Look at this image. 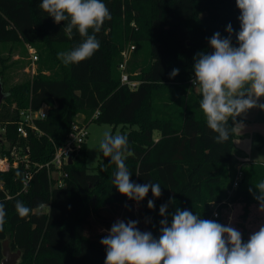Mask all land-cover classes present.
<instances>
[{
    "label": "trees",
    "instance_id": "1",
    "mask_svg": "<svg viewBox=\"0 0 264 264\" xmlns=\"http://www.w3.org/2000/svg\"><path fill=\"white\" fill-rule=\"evenodd\" d=\"M103 2L111 19L95 33L99 50L78 64L65 65L57 54L83 42L78 30L73 28L68 38L69 21L56 23L40 7L42 0H0V46L28 44L38 55L36 73L5 90L0 102V125L8 143H2L1 156H11L14 145L30 150L29 167L20 162L0 170L4 186L0 203L6 211L0 264L5 239L12 250H21L17 264H105L107 251L101 240L118 218L125 223L138 221L141 232H151L158 239L160 221L165 219L161 205H168L170 226L177 209L223 225L222 215L213 218V202L244 203V221L250 205L261 204L255 185L264 181V161L244 160L240 164L243 176L228 195L239 165L233 158L235 133L226 142H216L217 133L207 126L199 106L202 96L191 84L197 54L214 52L209 43L214 33L227 37L231 23L232 44L239 46L241 10L236 0ZM130 45L135 48L126 70L131 79L140 81L134 89L122 82L119 67L122 51ZM175 68L179 74L171 77ZM3 74L0 69L1 82ZM44 105L48 106L45 117L35 120L39 130L26 125L27 135L19 134L20 110ZM78 114L85 115L87 124L129 126L122 135L129 141L131 154L126 155L125 164L132 172L130 179L141 185L159 183L161 196L155 197L150 189L137 201L120 193L113 184L117 165L102 150L96 171L89 172L87 142L66 164L65 186H53L46 167L36 171L35 163L50 161L56 148L66 142ZM234 124L229 118V127ZM258 139V147L264 148L262 136ZM28 171L32 177L24 189ZM18 199L31 209L28 216L17 213ZM149 200L154 208L148 207ZM42 204L49 208L38 210ZM226 204L221 203L218 210ZM242 241H248L245 231Z\"/></svg>",
    "mask_w": 264,
    "mask_h": 264
},
{
    "label": "clouds",
    "instance_id": "2",
    "mask_svg": "<svg viewBox=\"0 0 264 264\" xmlns=\"http://www.w3.org/2000/svg\"><path fill=\"white\" fill-rule=\"evenodd\" d=\"M241 15L240 31L236 34L239 46H233L234 29L229 23L227 37L220 32L209 39L212 53H198L194 64L195 87L202 96L199 106L207 126L217 133V143L229 140L238 126L229 127V118H235L253 107L264 109L258 103L264 97V0H236ZM40 7L54 17L56 23L69 21L65 33L71 38L73 28L84 37L77 47L58 52L65 64H78L90 58L100 48L95 33H99L111 14L103 0H42ZM89 29L93 34H89ZM179 74L175 68L171 77ZM127 135L103 133L99 144L105 156L117 165L113 184L119 192L137 201L147 196L151 189L155 197L161 196L159 183L136 184L132 172L125 164L130 155ZM17 175H20L17 171ZM260 195L256 198L264 207V181L255 185ZM252 191V189H250ZM154 208V201H148ZM167 204L161 205V235L141 232L138 221L115 222L109 234L102 238L106 246L105 264H264V226L245 243L241 233L231 226L199 218L192 211L177 209L169 226ZM15 209L20 217L29 215L31 209L16 200ZM5 204L0 203V231L5 223ZM227 234V235H225Z\"/></svg>",
    "mask_w": 264,
    "mask_h": 264
},
{
    "label": "rangeland",
    "instance_id": "3",
    "mask_svg": "<svg viewBox=\"0 0 264 264\" xmlns=\"http://www.w3.org/2000/svg\"><path fill=\"white\" fill-rule=\"evenodd\" d=\"M126 45V44H125ZM30 49L36 51L34 46L28 44H11L0 46V69L4 70L3 74V93L9 90L11 86L25 79L32 77L38 69V61L34 63L31 59ZM37 53V51H36ZM4 98V96H3ZM2 98L1 102L4 100ZM258 103H264V97H260ZM85 115L78 114L76 121H84ZM89 125V136L87 140V167L89 172H95L99 160L100 148L99 144L103 139L105 131L114 132V134H124L130 129L129 126L112 125L108 123L99 124L91 122ZM238 126L235 132L233 158L237 164H243L244 160L264 161V148H259L261 141L258 135L262 136L264 141V109L253 107L239 115V120L235 122ZM158 132H155V136ZM0 156L2 143L7 145L5 141L4 130L0 125ZM237 166V165H236ZM219 209V215H222L223 226H231L238 230L241 235L245 231L249 240L250 236L264 226V207L261 204H251L249 207L248 217L244 221V203H228ZM47 210V208H45ZM118 220H121L118 218ZM245 228V229H244ZM227 235V234H225Z\"/></svg>",
    "mask_w": 264,
    "mask_h": 264
},
{
    "label": "built area",
    "instance_id": "4",
    "mask_svg": "<svg viewBox=\"0 0 264 264\" xmlns=\"http://www.w3.org/2000/svg\"><path fill=\"white\" fill-rule=\"evenodd\" d=\"M31 47V46H30ZM135 46L130 45L126 47L122 51L123 61L120 64V69L122 70L121 73V80L123 83L128 84V86L132 89L136 88L137 85L140 83L139 80H133L130 78L129 73L126 70L127 61L131 56L132 51L134 50ZM31 52V59L34 63L38 55L36 51L30 49ZM195 76L191 79V84L193 86ZM48 106L44 105L40 109H32L31 107L24 108L20 110V120L17 126V130L19 134L26 136L27 129L26 125L30 126L32 129L39 130L35 125V120L38 118H43L46 115ZM99 111H96L93 117L98 115ZM89 136V125L83 121H74L72 124V128L67 136L66 142L57 147L52 159L45 164H34L36 166V171L39 169L46 167L48 170L49 178L52 182V185L55 187H63L65 186V178L68 177V171L65 169L67 163H69L70 158L73 157L74 154L78 153L83 145L87 142ZM29 148L23 145H14L11 150V156L4 155L0 157V170H8L11 166H17L20 162H24L27 167H29ZM12 158V162L11 159ZM240 164L237 165L238 173L235 177L232 187L228 190V195L232 194V192L237 188L239 181L243 176V172L240 168ZM32 173L29 171L26 173V179L24 181V189L27 188V183L31 179ZM0 188L3 189V182L0 181ZM7 197H10L8 195ZM224 200L223 202H225ZM222 202H213V218L219 216L218 206ZM45 208H49V204H42L38 207L40 211H46ZM211 220V219H210Z\"/></svg>",
    "mask_w": 264,
    "mask_h": 264
},
{
    "label": "water",
    "instance_id": "5",
    "mask_svg": "<svg viewBox=\"0 0 264 264\" xmlns=\"http://www.w3.org/2000/svg\"><path fill=\"white\" fill-rule=\"evenodd\" d=\"M3 96H5V94L3 93V86H2V83L0 82V102ZM71 160L72 158H70L69 161ZM2 251H3V259L1 261V264H17L18 263L21 257V250L20 249L12 250L8 239H5L2 242Z\"/></svg>",
    "mask_w": 264,
    "mask_h": 264
},
{
    "label": "crops",
    "instance_id": "6",
    "mask_svg": "<svg viewBox=\"0 0 264 264\" xmlns=\"http://www.w3.org/2000/svg\"><path fill=\"white\" fill-rule=\"evenodd\" d=\"M1 157V156H0Z\"/></svg>",
    "mask_w": 264,
    "mask_h": 264
}]
</instances>
